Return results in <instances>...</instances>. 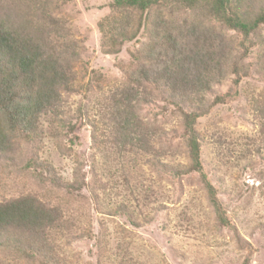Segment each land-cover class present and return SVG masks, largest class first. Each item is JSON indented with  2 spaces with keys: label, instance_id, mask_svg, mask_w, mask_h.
<instances>
[{
  "label": "rangeland",
  "instance_id": "374dc122",
  "mask_svg": "<svg viewBox=\"0 0 264 264\" xmlns=\"http://www.w3.org/2000/svg\"><path fill=\"white\" fill-rule=\"evenodd\" d=\"M3 2L1 16L6 10L10 22L20 25V13L13 6L16 1ZM111 2L70 0L60 5L57 13L67 19L81 47L82 63L73 66L74 90L64 94L68 113L73 115L66 114L73 131H67L68 119L62 126L51 116L42 117L37 156L66 183L73 180V169L80 168L97 198L91 199L88 187L72 194L55 190L40 181L33 169L22 168L33 153L19 140L9 154L17 155L19 161L0 170V201L32 195L77 212L83 233L88 231L91 237L62 235L56 240L72 264H264V118L258 116L264 110V70L257 69L258 49L241 57L248 72L238 82L230 67L224 66L223 79L205 93L206 103L216 96L223 101L212 105L195 124L202 137L203 171L231 225L224 226L216 218L199 174H174L189 163L181 116L152 84L143 82L141 92L150 99H142L136 112L152 128L154 146L162 150L158 163H152L145 152L135 156L127 151L130 155L125 157L113 143L93 146L89 123L76 116L78 107L89 106L98 94L92 72L102 76L107 91L124 81L120 65L138 66L132 54L145 42L143 35L138 41L124 42L116 54L101 52L97 23L110 13ZM208 24L233 41L236 55L243 54L237 32L213 21ZM259 29L264 35V25ZM121 203L135 223L125 214H115ZM7 255L0 251V264H36Z\"/></svg>",
  "mask_w": 264,
  "mask_h": 264
},
{
  "label": "trees",
  "instance_id": "16d2710c",
  "mask_svg": "<svg viewBox=\"0 0 264 264\" xmlns=\"http://www.w3.org/2000/svg\"><path fill=\"white\" fill-rule=\"evenodd\" d=\"M13 1L20 25L10 22L6 10L4 16L0 14V170L19 161L17 155L9 154L13 144L22 140L33 153L24 159L22 168L33 169L40 181L68 194L88 187L95 200L97 194L80 168L73 169V180L66 183L50 164L37 158L42 139L40 119L51 116L63 126L73 117L64 94L74 90L73 66L82 63L81 47L67 19L57 13L60 5L70 0H11L10 4ZM3 6L0 0V10ZM110 8L97 23L101 52L116 54L124 42L138 41L143 35L145 42L132 54V62L138 66L120 65L124 81L107 91L102 76L92 72L98 94L89 106H79L76 116L89 123L93 146L113 143L125 157L145 152L152 163H158L162 150L154 146L152 128L136 112L142 99H150L147 92H141L143 82L152 84L181 116L189 163L174 174L198 173L219 223L231 226L203 171L202 137L195 124L212 105L223 101L222 96H216L206 103L205 93L223 79L225 65L238 82L248 72L241 57L257 48V69L264 70V35L259 32L264 25V0H112ZM212 21L241 36L238 47L244 48L242 55H236L233 41L213 30L208 24ZM258 116L264 118V110ZM66 124L72 133L69 119ZM119 206L115 214H125L132 221L127 207ZM78 220L77 212L65 204L62 207L59 202L32 195L0 201V251L9 252L7 258L16 256L36 264H72L56 240L62 235L91 237L90 232L83 233Z\"/></svg>",
  "mask_w": 264,
  "mask_h": 264
}]
</instances>
